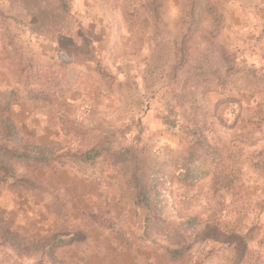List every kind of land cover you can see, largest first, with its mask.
I'll list each match as a JSON object with an SVG mask.
<instances>
[{"label": "rangeland", "instance_id": "1", "mask_svg": "<svg viewBox=\"0 0 264 264\" xmlns=\"http://www.w3.org/2000/svg\"><path fill=\"white\" fill-rule=\"evenodd\" d=\"M40 71L64 89L29 97ZM0 94L21 139L51 150L14 166L29 185L0 184V216L29 240L83 232L57 263L264 264V0H0ZM98 146L133 166L217 151L204 179L170 191L172 219L196 220L199 243L173 257L172 243L131 239L143 216L127 170L57 159Z\"/></svg>", "mask_w": 264, "mask_h": 264}, {"label": "trees", "instance_id": "2", "mask_svg": "<svg viewBox=\"0 0 264 264\" xmlns=\"http://www.w3.org/2000/svg\"><path fill=\"white\" fill-rule=\"evenodd\" d=\"M55 66V64H54ZM39 88H31L29 97L46 99L52 92H59L65 86L59 78H54L48 73H41ZM12 103L5 94H0V184H9L12 187L26 186L30 182L16 173L15 165L37 167L49 161L48 154L51 150L36 143L24 142L20 130L12 120L10 111ZM9 144H12L11 147ZM121 152L108 153L103 147L98 146L82 154L66 155L57 158L61 166L78 164L81 170L87 171L95 168L98 161L105 156L113 158L114 169L127 170V186L135 195V205L140 207L143 216L141 234L132 233L133 240L142 244H154L161 239L176 245L171 250L173 257H179L199 243L201 234L196 232L197 221L194 219L182 220L176 224L172 219L171 211V186L174 181L192 186L204 179L210 169L221 163L217 151L208 146L203 150L189 148L182 156L172 157L163 162L147 163L140 161L133 166L127 159L118 158ZM220 161V162H219ZM123 163H127L124 164ZM104 225L114 233L121 232L122 223L104 222ZM83 232L60 233L49 238L29 240L24 238L14 227L10 226L4 215L0 216V247L10 250L20 258H31L42 254L47 255L57 263L54 257L60 250L86 241ZM1 256V252H0ZM1 263L5 260L0 259ZM18 264V263H13ZM38 264H44L40 262ZM52 264V263H51ZM64 264V263H62ZM67 264V263H65ZM75 264V263H68Z\"/></svg>", "mask_w": 264, "mask_h": 264}]
</instances>
